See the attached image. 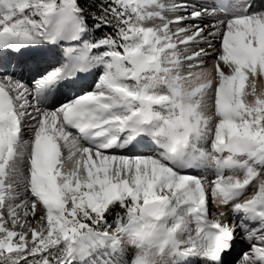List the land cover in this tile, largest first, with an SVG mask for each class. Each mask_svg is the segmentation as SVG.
Returning a JSON list of instances; mask_svg holds the SVG:
<instances>
[{
    "label": "snow or ice",
    "instance_id": "obj_1",
    "mask_svg": "<svg viewBox=\"0 0 264 264\" xmlns=\"http://www.w3.org/2000/svg\"><path fill=\"white\" fill-rule=\"evenodd\" d=\"M0 264H264V0H0Z\"/></svg>",
    "mask_w": 264,
    "mask_h": 264
}]
</instances>
